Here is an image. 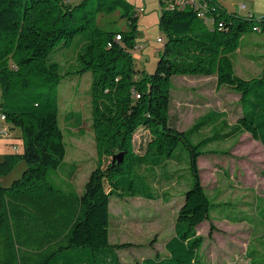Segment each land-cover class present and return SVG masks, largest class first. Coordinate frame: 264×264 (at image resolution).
<instances>
[{"label": "trees", "instance_id": "trees-1", "mask_svg": "<svg viewBox=\"0 0 264 264\" xmlns=\"http://www.w3.org/2000/svg\"><path fill=\"white\" fill-rule=\"evenodd\" d=\"M177 1L160 0L163 45L155 70L149 72L137 65L138 14L126 0H0V110L23 143L21 150L4 154L0 176L25 162L22 175L10 185L0 179V264H50L76 252L89 253V264H122L117 251L133 243L110 239L111 197L154 196L152 179L138 172L141 167H148L151 177L159 169V178L182 179L184 190L176 233L166 240L165 252L136 264H203L205 237L198 230L213 218L245 220L260 231L254 242L258 247L247 255L264 264V197L257 198L262 206L255 211L242 210L202 182L200 158L226 152L214 143L230 140L232 131L223 132L222 125L200 135L203 120L187 129L170 121L172 77L215 73L220 85L241 94L243 113L236 126L264 145V67L260 76L245 77L233 63L245 33L264 34V18L228 11L218 0ZM118 9L129 30L98 23V16ZM77 41L80 66L63 72L53 56ZM85 72L92 74L95 137L110 160L97 165L77 192L53 176L67 156L58 87L70 73ZM142 128L152 137L138 153L134 135ZM180 145L191 172L186 181L175 160ZM119 153L123 160L114 161ZM132 173L131 192L125 193L126 175ZM214 227L211 223L212 231Z\"/></svg>", "mask_w": 264, "mask_h": 264}, {"label": "rangeland", "instance_id": "rangeland-1", "mask_svg": "<svg viewBox=\"0 0 264 264\" xmlns=\"http://www.w3.org/2000/svg\"><path fill=\"white\" fill-rule=\"evenodd\" d=\"M72 3L78 0H70ZM138 14L137 46L135 57L137 65L149 72L155 70L159 60L162 43L158 38L164 33L160 26V0H126ZM228 11L253 14L257 19L264 18V0H218ZM246 9L240 10V4ZM141 8H144L142 10ZM123 11L118 9L112 14L98 16V23L112 30H129ZM81 42L77 41L69 48L58 51L53 59L61 63L63 72L75 70L80 66L77 56ZM264 34L247 32L243 35L239 48L233 54L234 68L237 74L251 77L260 76L264 67ZM73 74V73H72ZM67 75L59 85L58 99L61 108V124L64 130L67 156L64 166L53 173L54 178L65 188L82 192L91 171L104 166L110 158L101 152L98 146L92 119V97L90 94L92 74ZM172 104L170 121L175 127L187 129L198 121H204L200 135L214 133L222 125L223 132L232 131L230 140L221 139L215 146L226 148L220 154L208 153L199 160L203 184L220 199L236 202L242 210L255 211L262 206L258 197H264V145L260 138L254 137L248 130L237 125L243 113L241 94L227 85H220L217 74L174 75L172 77ZM56 93V91H55ZM7 127L8 134L0 130V160L8 152H16L15 145L23 148L21 139L15 137L19 130L12 131L6 121L1 127ZM135 151H143L151 133L142 128L134 135ZM228 140V141H227ZM212 147V145H210ZM184 147L178 148L175 159L180 164L185 181L191 177ZM224 149V150H226ZM186 151V150H185ZM175 166V165H174ZM25 162L20 161L14 170L0 176L5 185H10L22 175ZM151 177L148 167L138 172L152 179L154 196H135L128 198L111 197L112 231L111 241L126 240L132 246L117 251L122 264H136L149 256L165 252L164 240L177 228V213L183 196L182 179L167 180L159 178L161 171L154 169ZM133 174L126 175V192L130 193L128 180ZM125 176V177H126ZM205 222L198 230L205 237L202 248L203 264H256V260L247 253L257 248V236L261 235L246 221L232 222L227 218H213ZM211 223L214 224L213 231ZM110 259V254L108 255ZM90 254L85 252L67 253L50 264H89ZM108 264V263H107ZM110 264V262H109Z\"/></svg>", "mask_w": 264, "mask_h": 264}, {"label": "built area", "instance_id": "built-area-1", "mask_svg": "<svg viewBox=\"0 0 264 264\" xmlns=\"http://www.w3.org/2000/svg\"><path fill=\"white\" fill-rule=\"evenodd\" d=\"M186 1H188V0H178L177 1V3L178 4H180V3H182V2H186ZM247 7H246V5H244L243 3H241L240 4V9H246ZM142 10H144V8H141ZM257 28V27H256ZM121 36L118 34L117 35V38L119 39ZM158 41L159 42H162L163 41V39L162 38H158ZM2 100H3V93H2V89H1V87H0V103L2 102ZM2 120H4V121H6V115L0 110V121H2ZM1 130V129H0ZM2 131H5L6 132V134H8V129H7V127H4V129H2L1 130V132ZM15 148H16V150L18 151L19 150V147L18 146H14Z\"/></svg>", "mask_w": 264, "mask_h": 264}, {"label": "crops", "instance_id": "crops-1", "mask_svg": "<svg viewBox=\"0 0 264 264\" xmlns=\"http://www.w3.org/2000/svg\"><path fill=\"white\" fill-rule=\"evenodd\" d=\"M5 127V126H4ZM4 127H1V121H0V129L1 128H4ZM135 197V196H134ZM247 211H249V210H247ZM110 212H111V204H110ZM178 214V213H177ZM242 221H245V220H242ZM232 222H237V221H232ZM246 222H248V221H246ZM111 223H112V215H111ZM249 224H250V222H248ZM112 229V224H111V226H110V239H111V230ZM199 229H200V227H199ZM176 233V230H175V232L172 234V235H174ZM172 235H170L168 238H170ZM168 238H166L165 240H164V246H165V243H166V240L168 239ZM112 242H120V243H122V242H130V241H126V240H114V241H112Z\"/></svg>", "mask_w": 264, "mask_h": 264}, {"label": "water", "instance_id": "water-1", "mask_svg": "<svg viewBox=\"0 0 264 264\" xmlns=\"http://www.w3.org/2000/svg\"><path fill=\"white\" fill-rule=\"evenodd\" d=\"M123 156H124L123 153H119V154H117V155H115L113 157V160L115 161L116 159H119L120 161H122L123 160Z\"/></svg>", "mask_w": 264, "mask_h": 264}]
</instances>
